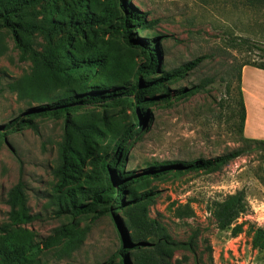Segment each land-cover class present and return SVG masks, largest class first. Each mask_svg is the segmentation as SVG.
Segmentation results:
<instances>
[{
    "label": "rangeland",
    "instance_id": "obj_1",
    "mask_svg": "<svg viewBox=\"0 0 264 264\" xmlns=\"http://www.w3.org/2000/svg\"><path fill=\"white\" fill-rule=\"evenodd\" d=\"M123 1L144 12L148 21H154L152 28L131 27V38L157 39L159 71L188 64L183 76L167 82L171 100L144 109L148 114L141 123L142 131L126 141L124 169L138 174L171 160L214 158L242 145L236 69L245 60L264 63V5L249 0ZM99 2L92 24L78 23L83 28L79 34L58 32L48 39L40 32L22 33V39L35 51L62 42H69L78 52L95 44L107 45L113 51L125 50V34L117 28L119 17L113 16L108 22L111 7L107 0ZM85 3L60 0L54 16L73 20ZM45 6L42 2L29 7L26 18L40 22ZM115 9L117 14L122 13L120 1ZM12 35L0 23V40L6 46L0 56V125L30 106L6 88L8 82L29 73L35 64V56L18 46ZM242 38L249 44L233 47V42ZM179 88L195 91L176 97ZM36 104L32 102L31 106ZM110 110L124 111L121 107ZM65 118L64 114L37 117L35 129L0 135V224L8 222V192L20 181L27 206L37 215L21 227L32 232L35 240L45 239L63 223L77 222L80 231L74 248L67 251L64 241L48 249L43 247L31 264H109L123 235L115 222V217L123 220L120 209L97 218L88 215L72 219L55 213L51 194L57 182L55 169L60 162ZM256 156V152H248L216 171H172L137 186L139 192L154 193L146 204L148 217L163 226L172 239L189 243L173 251L171 264H264V247L253 246L256 229L264 230V173ZM238 190L245 193L248 211L237 218L241 230L233 235L231 229L217 227L214 211L227 194ZM187 209L192 215L179 217L178 213Z\"/></svg>",
    "mask_w": 264,
    "mask_h": 264
},
{
    "label": "trees",
    "instance_id": "obj_2",
    "mask_svg": "<svg viewBox=\"0 0 264 264\" xmlns=\"http://www.w3.org/2000/svg\"><path fill=\"white\" fill-rule=\"evenodd\" d=\"M60 0H0V23L8 29L18 46L35 56V64L26 73L6 84L10 92L29 107L10 122L0 125V135L24 128H36L35 118L66 115L63 136L59 148V165L51 194L57 216L78 219L92 215L94 218L112 214L120 209L123 220L115 217L116 226L122 231L120 247L109 264H171L173 251L185 248L189 243L177 241L167 234L164 227L150 219L146 204L153 197L152 190L139 192L137 186L147 179L160 177L170 172L190 170L216 171L232 159L248 152H256L263 171L264 140L243 135L245 107L241 88V70L244 65L264 69V63L244 61L236 69L239 106V140L242 145L214 158L171 160L150 166L136 174L125 170L123 161L127 153L126 141L137 137L142 131L141 123L147 118L149 105L171 100L167 82L181 77L188 64L172 70L159 71L160 50L156 38L133 39L132 28H152L146 14L123 0H107L111 7L107 21L119 17L117 28L125 34V50H111L107 45L95 44L82 52L59 43L35 51L22 39V33L40 32L48 39L55 33L79 34L83 28L78 24H92L99 0H86L83 10L73 20L54 16ZM120 1L122 13L115 9ZM252 4L264 5V0H249ZM46 2L40 22L26 18L27 10ZM79 25V26H76ZM89 26V25H88ZM95 31V30H91ZM248 45L242 38L233 42V47ZM254 46V43H250ZM250 46V45H249ZM6 46L0 40V56ZM179 74H176L178 73ZM194 89L179 88L176 97L189 96ZM37 103L31 106V103ZM121 107L124 111L114 113L110 109ZM82 108H89L80 111ZM126 110H130L129 114ZM123 114V116H121ZM128 117L126 121L122 119ZM88 165L89 169L85 170ZM264 173V172H263ZM264 180V177H263ZM6 203L8 222L0 224V264H31L40 255L43 247H53L64 241L68 251L75 247L80 231L77 222L63 223L52 234L37 241L32 232L22 228L36 218L30 212L22 182L8 192ZM245 193L238 190L227 194L216 204L214 216L217 227L231 229L235 235L241 224L237 218L248 211ZM114 209V212H113ZM179 217L192 215L191 210L178 213ZM253 246L264 247V230L257 228Z\"/></svg>",
    "mask_w": 264,
    "mask_h": 264
},
{
    "label": "crops",
    "instance_id": "obj_3",
    "mask_svg": "<svg viewBox=\"0 0 264 264\" xmlns=\"http://www.w3.org/2000/svg\"><path fill=\"white\" fill-rule=\"evenodd\" d=\"M241 88L245 107L243 135L264 140V69L244 65L241 70ZM264 172V162H263Z\"/></svg>",
    "mask_w": 264,
    "mask_h": 264
}]
</instances>
